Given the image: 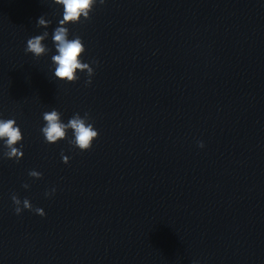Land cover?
<instances>
[{
	"label": "clouds",
	"instance_id": "9594fccd",
	"mask_svg": "<svg viewBox=\"0 0 264 264\" xmlns=\"http://www.w3.org/2000/svg\"><path fill=\"white\" fill-rule=\"evenodd\" d=\"M105 0H99L103 4ZM57 5L63 6L62 19L59 20L58 26L53 30L52 41L55 47L56 54L51 56V61L54 65V76L60 81L74 83L79 79V72H86L88 79L85 81L90 85L91 77L94 75V69L89 63L82 62V56L85 53V45L80 36H75L69 39V28L67 25L76 24L83 20L90 19V14L93 12L97 0H54ZM51 20L45 19L42 15L37 20V27L47 28L51 24ZM49 33L44 31L40 35H35L27 40L25 48L26 53H31L39 58L49 53L50 49L44 41L48 38ZM97 63V61H93ZM61 113L58 110H51L43 113L44 126L41 132L45 142L55 144L60 140L67 138L69 130L73 133V139L69 140V144L78 148L80 151H88L92 148L93 142L98 138L99 132L95 129L92 123L89 122V114L85 113L83 117L79 113L74 114L67 123L62 122ZM23 136L20 127L15 119H0V141H3V146L6 149L3 155L8 159H15L17 162L23 157L21 144ZM199 146L203 147V143L199 142ZM62 161L65 164L69 163V157L61 152ZM42 173L32 170L29 176L36 179L42 178ZM28 188V184L23 185ZM55 193V188L51 192H46V196ZM14 205V211L17 215L25 209L34 211L40 216H44L45 212L42 208H33L31 202L25 198L23 201L13 194L11 197ZM22 205V207H21Z\"/></svg>",
	"mask_w": 264,
	"mask_h": 264
}]
</instances>
